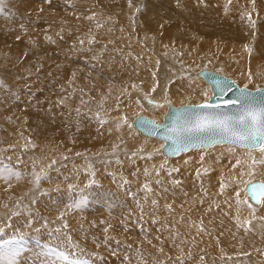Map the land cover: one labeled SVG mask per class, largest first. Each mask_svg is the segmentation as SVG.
I'll list each match as a JSON object with an SVG mask.
<instances>
[{"label": "bare ground", "instance_id": "bare-ground-1", "mask_svg": "<svg viewBox=\"0 0 264 264\" xmlns=\"http://www.w3.org/2000/svg\"><path fill=\"white\" fill-rule=\"evenodd\" d=\"M96 1L99 3V5L102 8L105 7L104 2L105 1L107 2V0H96ZM166 1L168 2L170 8L172 9V11L169 10L167 12L165 11L166 15H162V14L160 15V12L157 9V5L156 6L153 5L150 6L147 9V11L143 9L142 13L138 12L134 16V24L129 26L130 29V31H128L129 34L127 35L125 33L126 35H124V33H121V36L124 37L122 38L123 40L120 48L115 50H107L104 48L103 44L95 47L100 49L99 52L104 57L102 63L105 67H108L112 64L114 51H120V58H124L121 61H118L116 71L117 73H120L121 71L125 70L124 71L125 73L123 74L127 76L128 81L125 78H124L125 82L122 81L123 74L121 75L122 77L120 76L119 78H118L119 75H117L116 86H112L111 84H109L105 88H99L100 87L99 82H95L93 86L90 87L89 83L85 81V78H83L82 76L80 77L76 74L75 75L78 78V82H75L76 84L74 85V87L73 85L69 86L68 83L66 82L67 79L69 80L72 79V78L70 79V75H71L69 72L70 66L67 65V67L62 70L58 69V66H60L58 65V62H60L61 60H59L57 57L58 56L61 57L62 55H67V54L68 55L74 54L75 50L73 49L72 46L77 45L76 43L79 42L78 39L80 38L78 37V35H80V37L83 35L81 32L77 33V30L74 29L73 32L67 33L65 29H63L61 26H58V23L60 21H62V25H65L70 20L68 17H63L58 14L56 15L51 14L53 12H59V13L64 12L63 8L60 6V3L58 5V3L56 2L53 5V7H51L52 9L50 11L44 13L42 17H39L40 20L39 29H41V31L37 35L34 30L35 25L33 24L32 21H26L25 24H23L24 41L25 42L32 41L35 44V45L33 44L34 47L32 48L30 47L31 50H35V47L39 46L38 42L41 43V41H44V39L49 40L47 42L49 43V45L55 46V49L53 50L55 52V55L53 53L52 55L53 58L51 59L42 56L44 54H42L41 52L42 50L40 46L39 54L41 56V59H43L42 61L45 62V65L43 66L42 64L44 63L41 62V64L39 65L41 66L40 71L37 73L41 74L40 76L45 75L47 73L45 77L47 79L46 80L44 79L46 82L40 80L41 84H39V86L37 87L39 92L38 91H37L38 93L34 92L35 94L33 95L34 96L33 101H39L38 103H36L38 107L33 101H29V105L27 109V110L33 109L30 110L31 112H33V114L31 113L32 114L31 116L33 115L35 116V119L33 120L34 121L33 124L35 123L37 124L38 127H40L39 133L37 134V136H39V139L38 137L35 139L36 144L39 147V149L36 150L39 153L37 158L41 156L38 159L40 162H44L42 161V159L48 162V160L46 159H48L49 157L50 158L53 157L54 159L57 157L60 158L62 154H65L63 147L64 145H68L71 142H73V144L78 143L80 141V138L82 137H85V139L95 138L93 142L94 146L96 148H100L103 146L104 139L105 140L109 139L111 141L112 139L116 140L117 136L120 133L122 134L123 137H125L126 140L125 143H122L120 145L121 149L124 148V145L126 144L129 145L130 147H136L139 146L140 144V146L142 145V147H145L148 150L154 147L152 149V152L149 151L151 155H147V157L151 156L150 159H147V157H142V152H140L141 155H136L134 157L138 159L131 160V159H127V157L125 159L126 161L123 159V161L125 162L130 161V163L126 166V168L125 167L124 168L126 170L128 169L131 171L138 170V172L135 171L136 176L133 174L132 176L138 177L137 178L138 181L139 178L143 177L145 180H147L145 181V184H147L150 189V191L145 190V192H147L146 195L148 197L147 200L148 205L144 206V208H146L144 210L143 209L140 211L137 210V212H135V214L137 215L136 217L139 218V222L141 224L142 223L149 224V229L152 233L150 235L156 237L159 236L160 238H162L161 235L162 233H164L166 236L165 240L167 241V243L164 241L158 242L156 240H154V242L153 241L148 242L146 240L147 241L146 246H149L150 248L154 247V249H157L160 246V244L163 245L169 244L170 247V251L168 252L170 253L168 258L169 260L170 259L172 260L173 258L175 259L176 257L179 259L180 258L179 256H175L178 253L179 254L189 253V255H192V257H188V258L185 257L184 259L182 258L184 262L180 259L182 262L181 264H195L197 262L198 264H205V263L206 264H264V219H262L264 218V202L255 203V204L251 203L247 197L245 190H243L240 196L235 197V192L237 190V187H239V189L242 190L241 183L242 184L244 183V189H245L246 182H244L243 180L246 179V176H248V172L252 167L255 168L254 178L259 176V178H262L264 180V164L252 165V161L250 158L251 153L247 152L250 153L248 156L246 153L243 152V151H247L248 150L247 148H241V147L237 148L236 146L232 147L233 145L230 146V144L227 143H217L209 146L210 148L200 147V149L209 148V150H211L210 153H203V152L201 153V151H199L200 149L196 150L195 148L193 150L190 149V151L188 150V152L186 153L178 154L176 156L165 155L164 158L163 156H161L163 154L160 149L161 145H159L161 143L155 141L154 140L155 138L153 139L150 138V136L146 137L143 135L144 137H142V142L139 143L137 138H133L134 140L130 139L129 136L125 133L126 131H124V128L122 126L120 128L117 127V123H119L118 117L120 115V114L117 115L118 114L117 108L120 111H124V112L125 110L130 112L133 110L137 111L139 109V104H137V100L125 101L122 99L123 97L130 98L136 96L135 91L133 90L134 89L138 90L139 89L138 87L141 88V85L138 84L139 82L137 83L138 80H141L140 81L142 83L141 89L146 90V92H143V95L139 97L140 103L141 104L144 103L143 102L144 97H148L151 101V103H147V104L144 103V105L147 107L148 110L147 114H139V115H145L156 122H160L162 120V117L165 113L164 111L162 112V110L163 109L165 110V108L167 109L168 104L174 105L170 102L171 101L170 99L181 102L186 100H192L196 97L202 98L203 95H205V92L203 91L205 87L201 85L203 83L201 84L193 83V80L190 81L191 79L190 73L193 71V68L187 66L189 64L185 61L186 60L185 57H188L192 53L198 54V52L199 53L203 52L204 51L203 49L206 48L207 44H212L213 47L211 49L216 48V50L223 48L229 50L227 45H229V47L230 46L233 47L237 45V47L243 49L242 51H240V53L242 54L241 55L239 54V57H237L238 54H234L232 56V54L230 53L229 55L226 54L227 55L226 58L219 60L217 59L215 62L216 65L219 66L221 69H225V70L227 69L226 71L230 73L229 75L233 74L234 77L236 76L237 79L239 80V83L243 84L247 81L256 79L258 77L264 79V0H208L210 1L208 4L204 3L203 0H197L200 2L197 4H195L193 0H178V3H176L174 0H166ZM120 4L122 5L123 3ZM158 8L160 9V7ZM99 10L102 11V9ZM90 12L96 13V15L89 13L91 17L97 18V16L98 17L100 16L99 13L95 10ZM105 13H107V11ZM255 14H257L258 17L257 20L254 17ZM173 15L174 17H171ZM105 16L110 17L111 15L106 14ZM249 18H252V20H256V22L254 21L255 22L254 25H256L254 26L255 31L253 30L250 31L251 34L249 33V26L246 24V21L247 20L249 21ZM65 19H69V20H65ZM107 19L112 20L111 18H107ZM118 20L122 21L123 19H120L118 15H116V21ZM80 21L81 20L79 19L77 22ZM73 24H76V27L79 30L84 29L83 23L73 22ZM90 24L92 25L93 23ZM110 24H112V22H110ZM138 24L141 27H139ZM93 25L97 28H100L101 31L102 27H99L96 24ZM17 26H19V24H17ZM250 27L252 28V26ZM103 29H106V34H104V32H101L100 34L102 35L112 36L113 34H117L116 24L114 23ZM259 29H262L261 32H258ZM96 33H98L97 29H96ZM250 36L253 38L252 40H250ZM247 41L252 48H250V46L247 45L246 43ZM86 42L88 43L89 41ZM141 42H143L146 45L147 49L150 52H152V54L146 51L145 47H142V45L140 44ZM43 44H45V46L47 47L46 42ZM257 44H262L261 45L262 51H260L261 52L260 57L256 61L254 60L256 56L255 58L252 57V55L250 56L249 50L252 49L258 51ZM243 45H245V47H241ZM90 46L91 44L89 45V47ZM48 51L50 52V50ZM164 51L167 53L173 52L174 61L170 63L168 66L166 65V63L163 64L164 58L167 56V55L165 56ZM246 54L248 55L246 56ZM248 57L249 59H247ZM65 62L67 63V61ZM27 68L30 69L31 66H21V68L18 70L19 72H22L23 70H24L23 72H25ZM111 68H113V66H111ZM149 68L151 69L149 70ZM202 69H207V68H202ZM251 69L253 70L251 71ZM34 73L36 74V71ZM196 73L197 71L194 73V75L198 77ZM39 74L38 76L36 75L38 78H39ZM132 76H136L135 78L137 79V81L135 80L134 82H132L131 80ZM154 77L156 78L153 80ZM42 78H44V76H42ZM154 81L157 82L158 84L157 86L155 85ZM65 84L68 86L63 87L65 86ZM150 84L155 85V88L153 89V93H151V95H155V97L148 95L149 90H151L149 87ZM19 87L21 86L19 85ZM125 88L127 89L125 90ZM97 91H101L102 94L104 95V100L102 104L103 111L95 110V101L98 100ZM122 92H126V94L123 96ZM82 94H84L83 97L81 96ZM71 96H73V99L71 98ZM70 100H72V102ZM121 100L125 102L122 103ZM30 104H34L37 108H33V105ZM16 105L9 104L7 107H4V111L5 113H7V117L8 114H13L16 119L17 116L15 114H21L23 112V111L20 112L21 110L14 108L16 107ZM72 105L75 106V109H77L76 113L71 112L70 109L64 111L65 107L68 108L71 107ZM39 106L41 107V110L39 109ZM150 109H154L156 111L150 113L149 111ZM0 114L2 113L0 112ZM97 114H99V117L97 116ZM24 115L25 114H23L22 116L23 119L21 121L19 120V123H17L19 124V126L21 122L27 121L25 120L26 117H24ZM5 118L3 117L2 121ZM17 119H19V117ZM5 120L7 121L6 123H11L9 122L11 121V117L9 121L8 119ZM65 120L70 121L71 128L75 133L71 135V138L68 141L63 140V137L65 135L64 133L66 132L65 126L63 125ZM101 120L105 122L101 123L100 122ZM13 123L14 122L12 121V124ZM29 123L30 122H28V124ZM26 125L27 124L25 123L24 126L26 127ZM5 126L8 125L5 124ZM10 126L11 125L9 124L8 127ZM0 127L3 128L1 124ZM2 128L0 129V132ZM117 128L119 129V131L117 130ZM45 129H48V131H46ZM7 130L10 132V134L6 133L7 136L15 135L17 137L19 135V134L17 135L16 130H13L11 128L5 129V131ZM116 130L120 132L118 135L116 134L117 132ZM4 135L2 134V138H4L3 137ZM31 136L33 135L31 134ZM107 136L108 139H106ZM16 137H14V139ZM10 138L11 137H9L8 141L10 140ZM11 139H13V137ZM18 140H20L19 143L21 147L23 146L28 147L31 145V143H35L24 139L22 135L18 138ZM14 143H16V141ZM33 147L35 149L37 148L35 147V145ZM26 150L27 149H25V151ZM28 150L32 151L30 149ZM256 152L253 157H255L257 160H264V154H261L257 150ZM32 153L34 152L32 151ZM83 153L84 155H82V153L77 154V158L82 155L86 158V160L89 163H86L85 161L84 165L80 164L79 162L82 161L78 162L76 157H74L78 162L77 164L75 163L76 164L75 166L77 168L78 167L82 168V170L87 168L89 169L93 166L90 164L92 159H88L90 157L95 158L93 160L95 161V166L96 163H98L97 161L98 158L100 161L104 159L106 160L108 158V157H101L100 154L94 155V153L92 154V152L91 154H88L90 152H83ZM28 157L31 158V156ZM67 158L65 157L64 159ZM160 158L166 160L167 163L162 164L163 159ZM32 159H34V157ZM78 159H80V157ZM27 161L30 162L29 160ZM52 161L53 160H51V162ZM237 161H239L240 163H237ZM43 164L45 166V163ZM47 164L50 165L49 163ZM28 165L30 164L28 163ZM250 165H252V167ZM56 168H58L57 165ZM62 168L64 167H59L58 169H62ZM66 168H71V167H66ZM122 168L123 167H121V169ZM148 169L152 171L151 174L148 173ZM141 170H144V174L140 172ZM211 171H214V173H211ZM121 172L114 171L115 174H119L122 178L128 179V177L125 176V173L123 174ZM154 174L155 175L158 174V176L154 177L153 176ZM104 178L107 177L104 176ZM134 179H131V181ZM255 181H259V180H255ZM45 182H47V180L43 181L42 179L38 184H35L32 190L29 191L22 198L23 201H21V204H25L27 206L29 204L28 202L29 200L33 202V200L36 197L38 198L40 191L48 190L49 187L44 186L46 185ZM103 184H105V182H103ZM145 184H143V186ZM125 186L123 187L126 188ZM110 187L113 186L110 185ZM99 188L101 187L99 186ZM17 189L18 188L16 186L14 191H16ZM94 189L95 187L93 188V190ZM96 189L98 190V188ZM97 190L95 192H97ZM101 190L102 192L104 191L103 189ZM104 194H107L106 196L108 195L110 196V194L108 193H104ZM153 201H155V203H153ZM249 205H251V208L249 207ZM36 207L42 209V213L38 214L37 220H35V218L30 215H29L30 216L29 220H24L23 227H21L20 229L22 234L24 233L26 234L29 228L31 229L38 228L36 227L38 225L45 226L48 224L51 226L49 220L50 218L49 219L47 218V210H45L47 207L45 206V204L44 203L41 204L40 202H38V205H36ZM52 208L50 209L52 210ZM246 208L248 209L250 208V210H247ZM30 210H32V207ZM151 210H154V214L152 213L153 211ZM141 213L142 214L146 213V214L143 216ZM51 223L55 224L56 222H54L53 220ZM123 225L124 226H121L122 230L126 227L125 223H123ZM62 226L63 225H61V227ZM40 233L41 235H46V233H43L42 231ZM41 235L39 234L40 239L32 238L34 242L33 244H35L36 247V244L39 242L40 244L45 243V245L42 246V248L44 249V251L47 250L48 248L50 252H48L47 254L52 255L53 257L52 256L51 257L56 261V263H54V261L51 262L45 259L46 255L44 257L43 256L44 253L40 252V250L42 249L41 245H39V248L33 251H29L32 253L28 255H26V253L21 254V252L19 251L24 248L25 250H27L26 248L30 247L29 245L30 243L24 240L21 241L22 239L21 240L18 239L21 242H17L16 240L17 244L14 243V245L16 244V246L13 248V250L20 253L17 256V264H24L26 260H30L32 262H35L36 264H64L63 262L64 260L59 258L56 253V252L59 253L60 249L63 248L53 247L54 252H52L53 254H51V250L53 248L49 247L50 245H48L47 247V242H42L43 241L42 239H47V238ZM261 239L263 240L261 241ZM28 241L30 240L28 239ZM30 242L32 243V241ZM8 243H5L3 245L1 243V245L5 248L11 249ZM140 246H142V244ZM38 249L40 250L38 251ZM103 249L104 248L101 247V250ZM82 253L84 254V252ZM79 254L82 255L81 253ZM80 255L77 254V256Z\"/></svg>", "mask_w": 264, "mask_h": 264}, {"label": "rangeland", "instance_id": "rangeland-1", "mask_svg": "<svg viewBox=\"0 0 264 264\" xmlns=\"http://www.w3.org/2000/svg\"><path fill=\"white\" fill-rule=\"evenodd\" d=\"M174 1L176 3H178V0L177 1L174 0ZM203 1H204V3H207V4L210 2L208 0H203ZM56 2L58 3V5L60 3V6L63 8L64 12H62V13L53 12L51 14H53V15L58 14V15H61L63 17H68L70 19V20L65 19V20H69L68 23H66L65 25H62V21H60L58 23V26H61L63 29H65V31L67 33L73 32V29H74V30H77V33L81 32L83 34L81 37H80V35H78V37L80 38V39H78L79 42L76 43L77 45L72 46L73 49L75 50L74 54H69V55L67 54V55H62L61 57H59V56L57 57L59 60H61L60 62H58V65H60V66H58V69L62 70V69H65L67 67V65L70 66L69 67V72L71 74L70 79L71 78L72 79L71 80L67 79L66 83H68L69 86L73 85V87L76 84L75 82H78V78L76 75H78L80 77L82 76L83 78H85V81L87 83H89L90 87H92L95 82H99V84H100L99 88H105L109 84H111L112 86H116L117 75H119L118 76V78H119L123 73H125L124 72L125 70L121 71L120 73H117V71H116L117 63H118V61H121L124 58H120V51H114L112 64L108 67H105L102 63L104 57L99 52L100 49L95 48V47L103 44L104 48L107 50H115V49L120 48L122 40H123L122 38L124 37V36H121V33H124V35L129 34V32H128V31H130L129 26L134 24V16L138 12L142 13L143 9H145L147 11V9L150 6H153V5L156 6L157 5V9L160 12V15L161 14L166 15L165 11L166 12L168 10L172 11V9L170 8V6L166 0L165 1L164 0H131V6L129 4V0H107V2L106 1L104 2V6H105L104 8H102L96 0L95 1L94 0H0V91H1L0 92V101H2V102H0V104H1L0 107H2V108H0V112L4 115L3 116L2 114H0V118H1L0 124L3 126V128L0 127V129L2 128V130L0 132V138H2V134L3 135L5 134L3 136L4 138L0 139L1 140L0 141V169L5 170V171H3V176L0 177V249H9V248H5L2 246L3 244L9 242L8 244L10 245L11 249L13 250V248L16 246L17 242H21L24 240V241L30 243L29 244L30 247L26 248L28 251L25 250V248H24V249L20 250L19 252H21V254L26 253V255H28V254L32 253L29 251H33V250L39 248V245H41V248H42V246L45 245V243L40 244V242L39 243L35 242L38 244V245L36 244V247H35V244H33L34 242H33L32 238L40 239L39 234L41 235L40 232L42 231L43 233H46V235H41V236H44L47 238V239H42L43 240L42 242H47V247H48V245H50L49 247H51V248H53V247L54 248L55 247L63 248V249H60L59 253L62 252L68 256V260L63 261L64 264H73L74 261L78 262V264H166V263L167 264H181L182 263L181 260L183 261V259L185 257H187V258L192 257V255H189V253H187V254L186 253H184V254L178 253L175 256H179L180 257L179 259L176 257L175 259L173 258L172 260L171 259L169 260L168 259L169 254H170V253H168L170 251L169 244H167V245L160 244V246L158 245L159 249L158 248L154 249V247L150 248L149 246H146L147 241L148 242L149 241L154 242V240H156L158 242L164 241L167 243V241L165 240L166 236L164 233H162V235H161L162 238H160L159 236L156 237V236L150 235L152 233L149 229V224L148 223H142L141 224L139 222V218L136 217L137 215L135 214V212H137V210L138 211H140L142 209L144 210V209H146V208H144V206L148 205V201H147L148 197L146 195L147 192H145L146 189L143 186V184H145V181H147V180H145L143 177H141L142 179L139 178V181H138V179H137L138 177H135L136 172H138V170H135L136 171L135 172V171H131V170L127 169L128 170L127 171L125 168L130 163V161L125 162L126 161L125 159H126V157H127V159H131V160L138 159V158H134V157L136 155H141L140 152H142V157H147V155H151V153L149 151L152 152V149L154 148L153 147L152 149L148 150L147 148L142 147V145L140 146V144H139V146H136V147H130L129 145L126 144V145H124V148H122V149L120 148V145L122 143H125V141H126L125 137H123L122 134L120 132H118L119 131L118 128H120L121 126L124 128V131H126L125 133L129 136L130 139L134 140L133 138H137L139 143L142 142V137L146 136V135L143 136V134L138 132L132 126V119L135 116H137L139 114H147V112H148L147 107L144 105V103L141 104L140 100H139V97L141 95H143V92H146V90L141 89L142 88V83L140 82L141 80L137 81V79L135 78L136 76H132V78L131 77L130 78H131L132 82H134L135 80L137 81V83L139 82L138 84L141 85V88L140 87H138V88L140 90L139 89L138 90L131 89V90L135 91L136 96H133L130 98L123 97L122 99L125 101H128V100L136 101L137 100V104H139V109L137 111L133 110L130 112L125 110V112H124V111H120L117 108V112H118L117 115L120 114L118 117V120H119V127L117 128L118 131L116 130L118 132V133L116 132L117 135L120 133L117 136L118 140L112 139V141H111L108 139V136H107L106 139H108L109 141L104 139L103 146H102L105 148H102V147L96 148L94 146V143H93L95 138L85 139V137H82V138H80V141L78 143L73 144V142H71L68 145H64L63 147H64L65 154L61 155V157H63V158L60 157L61 159L59 157H57L59 160L57 158L54 159L53 157H51L52 158L51 159L49 157L48 159H46V160H48V162L45 161L44 159H42V161H44V162H40L38 159L41 156L39 158H37L39 153L36 150H38L39 147L36 144L35 139L37 137L39 139V136H37V134L39 133L40 127H38L37 124H35V123L33 124V122H34L33 120L35 119V116L34 115L31 116L33 114V112L30 111L33 109H29V110H27V109H28L29 101L34 100L33 95L35 94L34 92L38 91L37 87L39 86V84H41L40 82L41 81L46 82L45 80L47 79V78H45L47 73L46 74L44 73L45 75H42V76H44V78H42V76H40L41 74L37 73L40 71L41 66H39V65L41 64V62L44 63V64H42L43 66L45 65V62L42 61L43 59H41V56L39 54L40 46H41V50H42L41 52H42V54H44L42 56L48 57L49 59L53 58L52 57L53 53L55 55V52L53 51L55 49V46L49 45V43H47L49 40L44 39V41H41V43L46 42L47 47L45 46V44H43V43L41 44L38 42L39 46H36L35 50H31L30 47L31 48L34 47L35 44L32 41H28V42L24 41V39H23V24H25L26 21H32L33 24L35 25L34 30H35L36 35H37L41 31V29H39V23H40L39 17H42L44 15V13H47L48 11H50L52 9L51 7H53V5ZM193 2L195 4L200 3L197 0H193ZM105 3H107V4H105ZM120 3H123V4L121 5ZM96 5H98V6H96ZM158 7H160V9ZM99 9H102V11ZM94 10L97 11L99 13V15L103 16V17H100V16L99 17L97 16V18L91 17L89 15V13L96 15V13L90 12V11H94ZM106 11H107V13H105ZM106 14H110L111 16L110 17L105 16ZM116 15H118V17L120 19H123V20L122 21H119V20L116 21ZM125 15H127V16H125ZM171 17H174V15ZM254 17L257 20V18H258L257 14H255ZM107 18H111L113 21L108 20ZM79 19L81 21L77 22ZM73 20H75V21H73ZM256 20H252V18H249V21L248 20L246 21V24L249 26V33L252 30L255 31L254 26H256V25H254V23L256 22ZM109 21L112 22V24L113 23L116 24L117 34H113L112 36L100 34L101 32H104V34H106V29H103V28H106L107 26L112 25V24H110ZM73 22L74 23H83L84 29L79 30L76 27V24H73ZM90 23H93V24H96L97 26L99 25V27H102L101 31H100V28H97L93 24L91 25ZM17 24H19V26H17ZM108 24H110V25H108ZM123 26H125V27H123ZM250 26H252V28ZM139 27H141V26L139 25ZM126 28L129 30H127ZM96 29L98 30V33H96ZM261 30L262 29H259L258 32H261ZM18 37H19V39H18ZM87 38H88V40H87ZM81 39L83 40L84 44L81 43V41H82ZM252 39L253 38L250 36V40H252ZM86 41H89L88 43L91 44L90 47H89L90 44H88ZM246 43H247V45L250 46L248 41ZM140 44L142 45V47H145L146 51H148L149 53L152 54V52H150L147 49L146 45L143 42H141ZM261 45L262 44H257L258 51L252 50V49L249 50L250 51L249 55L250 56L252 55V57H254V58L256 56V58L254 59L256 61L260 57V54H261L260 51H262ZM212 47H213L212 44H207L206 48L203 49L204 51L202 50L203 52L200 51L201 53L198 52V54L192 53L189 55L190 57L189 56L185 57V59H186L185 61L189 64L187 66L193 68V71L190 73V78H191L190 81L193 80V83H200V84L203 83L201 85H203V87H205V89H203V91L205 92V95H203L202 98L196 97L192 100H186V101H181V102L170 99L171 100L170 102L172 104H174V105L186 104V103L195 104V103H199L202 101H206L209 98L211 92H210L208 84H206L205 82L200 80L199 77H196L194 75V73L196 71H198L202 68H207L210 70L220 72V73L224 74L225 76L229 77L230 79H232L233 81H235L236 84H238V86L247 85L248 88H250V89L264 86V79L259 78V77L256 79L247 81L243 84L239 83V80L237 79L236 76L234 77L233 74L229 75L230 73L228 71H226L227 69L226 70L221 69L219 66L216 65L215 62L217 59L218 60L224 59L230 53L232 54V56L234 54H238L237 57H239V54L240 55L242 54V53H240V51L243 50L242 48L237 47V45L233 46V47H231V46L229 47V45H227V47L230 50L229 51L226 48L217 49V50H216V48L211 49ZM241 47H245V45H243ZM250 48H252V47L250 46ZM48 50H50V52H52V53H50ZM46 51H48V52H46ZM164 54H165V56L167 55L168 57L166 56L164 58L163 64L166 63V65L168 66L170 63H172L174 61L173 52L167 53L164 51ZM247 55L248 54H246V56ZM70 56L73 58H71ZM54 57H56V56H54ZM62 59H63V62L67 61V63L66 62L63 63ZM70 59H72V60H70ZM247 59H249V57ZM21 66H31V68L30 69L27 68L25 70V72H23L24 70L22 72H19L18 69H20ZM111 66H113V68H111ZM122 66H123V64H122ZM150 69L151 68H149V70ZM30 70H31V72H30ZM120 70H121V67H120ZM153 70H154V68H153ZM252 70L253 69H251V71ZM35 71H36V74L34 73ZM71 71H73V72H71ZM38 74H39V78L37 77ZM122 76L121 77H122L123 82H125L124 78L128 81V78L125 74H123ZM124 76H126V77H124ZM15 77L18 79H16ZM48 78H51V77H48ZM155 78L156 77H154L153 80ZM117 84H118V82H117ZM19 85L21 87H19ZM68 85L65 84V86H63V87H67ZM155 85L156 86L158 85L157 82H155ZM155 85L150 84L149 87L151 90H149V93H148L149 96L155 97V95H151V93H153V89L155 88ZM126 89L127 88H125V90ZM125 94H126V92H122L123 96ZM160 95H162V94H160ZM81 96L83 97L84 94H82ZM97 97H98V100L95 101V110L96 111H103V105L102 104H103V100H104V95L102 94L101 91H97ZM136 97H137V99H136ZM71 98L73 99V96H71ZM123 100H121L122 103L125 102ZM70 101L72 102V100H70ZM10 102H12V103H10ZM33 102L36 104L39 101H33ZM9 104L10 105H12V104L16 105L17 104L16 107H14V108L21 110L20 112L23 111L21 114H15L17 116L16 119H15V116L13 114H8V117H9L8 118L7 113H5V111H4V107H7ZM30 105H33V108L38 107L37 104H36L37 107L34 104H30ZM39 109L41 110L40 106H39ZM68 109H70L71 112H73V113H76V110H77V109H75V106H73V105L71 107H68V108L65 107L64 111H66ZM24 110H26V111H24ZM165 110H166V108H165ZM165 110L163 109L162 112L163 111L165 112ZM29 111H30V114H29ZM149 111L151 113V112H154L156 110L150 109ZM23 114H25L24 117H26L25 120H27V121L21 122L20 126H19V124H17V123H19V120L21 121L23 119V117H22ZM26 114H27V116H26ZM158 115H160V114H158ZM1 116H3L4 118L6 117L5 119H8V121L11 117V121H9L11 123H6L7 121L5 119H3V121H2L3 117H1ZM28 116H29V118H28ZM12 117H14V118H12ZM18 117H19V119H17ZM15 120L18 122H16ZM118 120H117V122H118ZM12 121L14 122L13 124H12ZM28 122H30V123L28 124ZM3 123H4V125H3ZM25 123L27 124L26 127L24 126ZM5 124L8 126L10 124L12 127L11 126L10 127L5 126ZM63 125L65 126V129H66V132L64 133L65 135L63 137V140L68 141V140H70L71 135L75 134V133L71 128V124H70L69 120H65ZM13 127L16 129H14ZM8 128L16 130L17 135L18 134L20 136L22 135L24 137V139L31 141V142H35V143H31L30 146H32V147L28 146L29 148L27 146L21 147L20 143H19L20 140H18V138L20 136L19 135L17 137L15 135L7 136L6 133L10 134V132L8 130L5 131V129H8ZM20 129H22V130H20ZM45 130L48 131V129H45ZM18 131H20V132H18ZM25 131H27L29 135ZM29 132L33 136H31V134ZM21 133H23V134H21ZM24 133H26V134H24ZM34 135H36V136H34ZM26 136H28L30 139ZM137 136H139V137H137ZM9 137H11V138L13 137V139H14V137H16L15 138L16 140L15 139L13 140L10 138V140L8 141ZM146 137H148V136H146ZM150 138L154 139V137H150ZM120 139H121V141H120ZM154 140L157 141L158 143H161L159 145L162 146L163 142L161 140H159L157 138H155ZM10 141H12L13 143ZM15 141H16L17 145H16V143H14ZM4 144H6V145H4ZM34 145H35V147H37L36 149L33 147ZM117 146H119V147H117ZM230 146H232V145H230ZM25 147H27V148H25ZM112 147H113V149H112ZM232 147H235V146H232ZM24 148L27 150L25 151ZM209 148H201V149L196 148V150L200 149L199 151H201V153L202 152L203 153H210L211 150H209ZM237 148H240V147H237ZM28 149L32 150L34 153H32V151H29ZM114 149H115V152H114ZM191 150H193V149H191ZM83 152H90L88 154H91V152H92V154L94 153V155L100 154L101 157H108V158L106 160L104 159L102 161H100L98 158L97 159L98 163H96V166H95V161H93L95 158L90 157L88 159H92L90 164L93 166L89 169L87 168V169L82 170V168H79V167L77 168L75 165L79 161H82V162L84 161L83 163L79 162L80 164H83V165L85 164V161H86V163H89L86 160V158L84 156H82V155H84ZM146 152H148V153H146ZM186 152H188V151H185L182 153H186ZM243 152L246 153L248 156L250 154V153H247V152H249V150L243 151ZM255 152H256V150H253L251 152L250 158L255 155ZM81 153H82V155L79 156L80 159H78L79 157L77 158V154H81ZM182 153H180V154H182ZM12 154H14V155H12ZM24 154L25 155L27 154V155L25 156ZM36 154H37V156H36ZM33 155H35V156H33ZM68 155H69V157H68ZM106 155H108V156H106ZM28 156H31V158ZM161 156H163L165 158V155L162 154ZM33 157H34V159H32ZM65 157L66 158L68 157V158L64 159ZM74 157H76L78 162ZM69 158L70 159L73 158L74 161H73V159L70 160ZM150 158H151V156L147 157V159H150ZM173 158H175V157H173ZM24 159H27L30 162H28L27 160H24ZM123 159L125 161H123ZM160 159H163V158H160ZM51 160L56 161V164H54V165L51 164ZM46 162L49 163L51 165V167H49V165ZM28 163L30 165H28ZM43 163H45V166ZM166 163H167V161L163 159L162 164H166ZM25 164H27L28 166ZM56 165L58 166V168L59 167H64V168L58 169V168H56ZM250 166L252 167V165H250ZM66 167H71V168H66ZM121 167H123V168L121 169ZM41 169H43L46 173V177L42 178V179H43V181L47 180V182H45L46 185H44V186L49 187L48 190L40 191L38 198L36 197L33 200V202L28 199L29 204L27 206L25 204H21V201H23L22 198L29 191L32 190V188L35 184H37L34 181V173H39L41 171ZM114 171L115 172L116 171H119V172L123 171L121 173H123V174L125 173V176L128 177V179L122 178L119 174H115ZM17 172L19 174V176H18L19 178L14 175V173H17ZM140 172L142 174H144V170H141ZM151 172L152 171H150L148 169V173L151 174ZM211 173H214V171H211ZM108 174H111V175H108ZM132 174L135 176H132ZM158 174H160V173H158ZM158 174H156V175L154 174L153 176L157 177ZM104 176H106L107 178H104ZM134 177H135V179H134ZM67 179H69L70 181ZM131 179H134V180L131 181ZM249 180H251V181L262 180L261 182L264 181L262 178H259V176L254 178V175L253 176H249V175L246 176V179H244L243 181L247 182ZM103 182H105V184H103ZM107 184H109V185H107ZM157 184H158V182H157ZM69 185L73 186L72 190L69 189ZM110 185L113 187H110ZM125 185H127V186H125ZM16 186L18 189L16 191H14ZM93 186L95 187L94 190H93V188H94ZM99 186L101 188H99ZM123 186H125L126 188H124ZM241 187H242V190H240L239 187H237V190L235 192V197L240 196V194L243 192V190H245L244 189V183L243 184L241 183ZM96 188H98V190ZM101 189H103V190L105 189L104 191H106V192H104V191L102 192ZM111 189L115 192H113ZM132 189H134V190H132ZM12 190L16 193H14ZM96 190H97V192H95ZM108 190H110V191H108ZM128 190H131V191H128ZM140 190H141V192H140ZM100 192H102V193H100ZM104 193H108V194H110V196L109 195L106 196L107 194H104ZM237 193H239V195H237ZM46 200H48V201H46ZM155 200H157V199H155ZM80 201H83V203H81V205L79 207H73V204L75 202H80ZM6 202H8V203H6ZM38 202H40L41 204L44 203L45 206L47 207V208L45 207L46 208L45 210H47V218L48 219L50 218L49 220H50L51 226L48 224L45 226L38 225V226H36L38 228H34V229L29 228V230H27L26 234L25 233L22 234L20 229H21V227H23L24 220H29L30 216L34 217L35 220H37L38 214L42 213V209H39L36 207V205H38ZM5 205H7V207H5ZM16 205H18V206H16ZM13 206H14V208H13ZM31 207H32V210H30ZM28 208H30V209H28ZM50 208H52V210ZM134 208H136V209H134ZM119 209H121V210H119ZM246 209L250 210V208L249 209L246 208ZM3 210H5L6 212ZM151 211H153L152 213L154 214V210H151ZM145 214H142V215L144 216ZM113 215H115V216H113ZM53 220H54V222H56L55 224L51 223ZM137 221H138V224H137ZM123 223L126 224V227L122 230L121 226H124ZM19 225H21V226H19ZM55 225H57V226H55ZM61 225H63V226L61 227ZM102 226H104V227H102ZM27 237H30L31 239L27 238ZM18 239H20V240L22 239V240L20 241ZM28 239L30 241H32V243L30 241H28ZM142 239H144V240H142ZM16 240H17V242H16ZM262 240L263 239H261V241ZM10 242L12 245L10 244ZM1 243H2V245H1ZM14 243H16V244L14 245ZM52 243H53V245H52ZM144 243H145V245H144ZM138 244H140V245L142 244V246L143 245L144 246L142 247ZM33 247H35V248H33ZM101 247L104 249L101 250ZM54 248L51 250V254H53L52 252H54L53 251ZM11 249H9V250H11ZM39 250L40 249H38V251ZM40 252L44 253L43 254L44 257L46 255V258H45L46 260H49L51 262L54 261V263H56V261L52 258L53 256L50 254H47L48 252H50L48 250V248L45 251L42 248L40 250ZM82 252H84V254ZM56 253H58V252H56ZM74 253H75V255H74ZM79 253H81L82 255H80ZM77 254L80 256H77ZM182 255H184V256H182ZM173 257H174V255H173ZM48 258H50V259H48ZM156 259H157V261H156ZM16 260H17V257H16ZM28 261H30V260H26L24 262V264H36L35 262H32V261L28 262ZM195 264H198V262Z\"/></svg>", "mask_w": 264, "mask_h": 264}, {"label": "snow or ice", "instance_id": "snow-or-ice-1", "mask_svg": "<svg viewBox=\"0 0 264 264\" xmlns=\"http://www.w3.org/2000/svg\"><path fill=\"white\" fill-rule=\"evenodd\" d=\"M129 4L131 6V0H129ZM216 87L222 93L225 90H231V86L227 81H217ZM228 106H233L236 110L229 112L213 111L210 113L187 111L182 113L176 118L172 127L168 129L166 139L173 140L177 145V150H180L194 139L200 140L203 144L201 138L218 137L217 143L230 141L233 144L246 147L250 153L253 150H258L261 154H264V94L253 95L248 86L245 85L240 89V94L234 100L225 99L218 104H209L205 101L197 107L201 109H219ZM97 116L99 117V114ZM100 122L104 123L105 121L101 120ZM117 127H119V123H117ZM251 161L252 165L264 164V160H257L255 157H251ZM55 163L54 160L51 162L53 165ZM237 163L240 162L237 161ZM3 171L5 170L0 169V177L3 176ZM254 172L255 168L253 167L249 170L248 175L253 176ZM14 175L19 176L18 173H14ZM45 177L46 173L43 169L39 173H34V181L37 184ZM144 187L150 191L147 184ZM246 187L249 188L248 194L253 200L257 203L264 202V182L252 183L249 180L246 182ZM69 189L72 190L73 186L69 185ZM237 195L239 194L237 193ZM81 203L83 201L75 202L73 207H79ZM249 207L251 208V205ZM18 255L19 253L15 250L0 249V264H17L16 257ZM57 255L63 260H68V257L62 252L57 253ZM73 264H78V262L74 261Z\"/></svg>", "mask_w": 264, "mask_h": 264}, {"label": "water", "instance_id": "water-1", "mask_svg": "<svg viewBox=\"0 0 264 264\" xmlns=\"http://www.w3.org/2000/svg\"><path fill=\"white\" fill-rule=\"evenodd\" d=\"M197 76L202 79L205 83L208 84L209 89H210V96L206 100L209 104H218L222 100L225 99H236V97L240 94V89L243 88L244 86H238L232 79L229 77L218 73L214 72L208 69H201L197 71ZM217 81H227L229 82L231 86V90H225V92H220L219 89L216 87V82ZM249 91L253 95H261L264 94V86L262 87H256L253 89L248 88ZM143 102L145 104L151 103L150 99L148 97L143 98ZM205 103V101L191 104V103H186V104H179V105H167V109L162 117V120L160 122H156L153 119L145 116V115H137L133 118L132 120V126L134 129H136L138 132H140L143 135L150 136L157 138L161 140L162 146H161V152L166 155V156H176L182 152L188 151L190 149H195V148H200V147H209L211 145L217 144V140L219 139L218 137H204L201 138L203 140V144H201L200 140H193L190 142L186 147L177 150V145L173 140L166 139L168 129L172 127L174 121L178 116H180L182 113L187 112V111H193V112H200V113H210V112H229V111H235V107L233 106H228V107H221L219 109H201L198 108V105H201ZM238 107V106H237ZM155 122V123H152ZM219 143H227L236 147H241V148H246L242 145L238 144H233L230 141H223ZM261 181H252V183H258ZM245 191L247 194V197L251 203H257V201L253 200L251 196L248 194L249 193V188L245 186Z\"/></svg>", "mask_w": 264, "mask_h": 264}]
</instances>
